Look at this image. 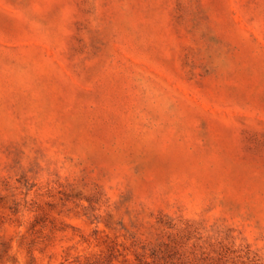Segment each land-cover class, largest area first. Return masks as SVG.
Segmentation results:
<instances>
[{
  "label": "rangeland",
  "instance_id": "374dc122",
  "mask_svg": "<svg viewBox=\"0 0 264 264\" xmlns=\"http://www.w3.org/2000/svg\"><path fill=\"white\" fill-rule=\"evenodd\" d=\"M0 264H264V0H0Z\"/></svg>",
  "mask_w": 264,
  "mask_h": 264
}]
</instances>
